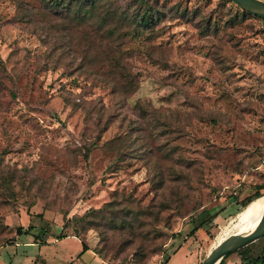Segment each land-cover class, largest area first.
<instances>
[{
    "label": "rangeland",
    "instance_id": "rangeland-1",
    "mask_svg": "<svg viewBox=\"0 0 264 264\" xmlns=\"http://www.w3.org/2000/svg\"><path fill=\"white\" fill-rule=\"evenodd\" d=\"M256 190L263 18L231 0H0V264H89L77 240L100 264H198ZM29 223L47 239L16 234Z\"/></svg>",
    "mask_w": 264,
    "mask_h": 264
},
{
    "label": "water",
    "instance_id": "water-1",
    "mask_svg": "<svg viewBox=\"0 0 264 264\" xmlns=\"http://www.w3.org/2000/svg\"><path fill=\"white\" fill-rule=\"evenodd\" d=\"M242 9H245L264 19V0H233ZM262 195V194H261ZM264 195V193H263ZM264 235V207L255 226L249 232H234L217 242L208 250L198 264H218L221 258L232 251L244 247Z\"/></svg>",
    "mask_w": 264,
    "mask_h": 264
},
{
    "label": "trees",
    "instance_id": "trees-1",
    "mask_svg": "<svg viewBox=\"0 0 264 264\" xmlns=\"http://www.w3.org/2000/svg\"><path fill=\"white\" fill-rule=\"evenodd\" d=\"M231 1H233V0H231ZM234 2V1H233ZM242 9V8H241ZM243 11H245V12H249V11H247V10H245V9H242ZM250 13V12H249ZM261 18V17H260ZM142 19H145L146 20V17H143ZM262 193L261 192H259V190H256L254 193H252V194H249V195H247V196H245L244 198H242L241 200H240V202H239V206L237 207L238 209H237V211L236 212H238V211H241L248 203H250L253 199H255L256 197H258V196H260ZM40 214V213H39ZM38 214V215H39ZM216 216V212H209V211H205V212H203V214H201V216H199V218H198V220H197V222H195V224L192 226V228L190 229V231H189V234H193V233H195V231L198 229V228H200L202 225H204V224H206V223H209V222H211L212 220H213V218ZM36 229H37V227L35 226V224H33V223H29L25 228L21 225V224H19V225H17L16 226V229H15V231H16V234L17 235H20V234H22V233H25V234H32L33 235V237H34V241H38V239H39V241L40 240H42V238H41V234L40 233H37L36 232ZM45 230V227L44 226H39V230ZM46 231H42L41 233L43 234V233H45ZM59 236H56L57 238L58 237H65V236H67L65 233H63V232H60L59 234H58ZM86 249H88V246H87V244L84 242V241H82V248H81V250H80V252L78 253V255H80L81 253H83ZM95 251V250H94ZM230 253L231 252H229V253H227V254H225L222 258H221V260L219 261V263L218 264H225V259L230 255ZM169 260V257L167 258V260H166V262ZM243 261L245 262V263H249V264H264V250L260 253V254H258V255H256V256H247V257H245L244 259H243Z\"/></svg>",
    "mask_w": 264,
    "mask_h": 264
},
{
    "label": "bare ground",
    "instance_id": "bare-ground-1",
    "mask_svg": "<svg viewBox=\"0 0 264 264\" xmlns=\"http://www.w3.org/2000/svg\"><path fill=\"white\" fill-rule=\"evenodd\" d=\"M264 207V195L253 199L241 211H239L235 218L230 220L229 224L224 228L223 233L213 243L217 244L218 241L225 236L234 232H249L253 230L262 214Z\"/></svg>",
    "mask_w": 264,
    "mask_h": 264
},
{
    "label": "crops",
    "instance_id": "crops-1",
    "mask_svg": "<svg viewBox=\"0 0 264 264\" xmlns=\"http://www.w3.org/2000/svg\"><path fill=\"white\" fill-rule=\"evenodd\" d=\"M44 234H46V236H47V233H44ZM45 235L44 236H42L41 235V238H42V240H40V241H44V240H46L47 239V237H46ZM67 236H71V235H67ZM54 239L56 240L57 239V237L55 238L54 237ZM40 241H39V239H38V241H34V237H33V241H27V242H30V243H40ZM79 243H81V248H82V241H79V240H77ZM88 246V245H87ZM81 250V249H80ZM80 250L76 253V255L74 256V257H76L77 259H81L80 257H82L83 256V254L86 252L87 253V256H85L86 257V259H88V260H90L91 259V261H90V263L89 264H94L93 262H94V260L96 261V263L97 264H100V261H98L97 259V256H96V254H95V252L92 250V248L90 247V246H88V249H86L83 253H81L80 255H78V253L80 252ZM81 261V260H80ZM81 263V262H80ZM81 264H83V262L81 263ZM85 264V263H84Z\"/></svg>",
    "mask_w": 264,
    "mask_h": 264
}]
</instances>
